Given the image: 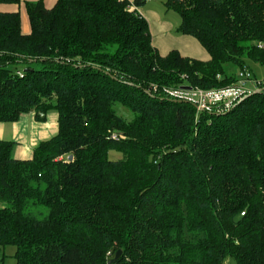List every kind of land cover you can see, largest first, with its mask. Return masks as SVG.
Returning a JSON list of instances; mask_svg holds the SVG:
<instances>
[{
    "label": "trees",
    "instance_id": "1",
    "mask_svg": "<svg viewBox=\"0 0 264 264\" xmlns=\"http://www.w3.org/2000/svg\"><path fill=\"white\" fill-rule=\"evenodd\" d=\"M129 6L26 3L29 34L0 12V123L59 116L32 159L0 142V249L17 264H109L120 250L113 264H264V93L218 113L164 92L264 67V0H167L208 61L162 56Z\"/></svg>",
    "mask_w": 264,
    "mask_h": 264
},
{
    "label": "crops",
    "instance_id": "2",
    "mask_svg": "<svg viewBox=\"0 0 264 264\" xmlns=\"http://www.w3.org/2000/svg\"><path fill=\"white\" fill-rule=\"evenodd\" d=\"M39 0H21L19 5L16 4H2L0 5V12L15 13L20 12L22 21V31L25 34L30 33V24L26 11V3H34ZM45 7L53 8L58 0H42ZM134 2L135 0H127ZM145 4L138 8V12L147 20L151 30L153 31V23L160 20L156 6L148 4L153 3L154 0H145ZM167 2V1H166ZM151 5V7H150ZM149 6V7H148ZM152 20V22H151ZM160 35L165 32V36L169 35L172 25L167 21H160ZM155 29V28H154ZM159 35V36H160ZM172 37L171 35H169ZM175 43L153 40L154 47L161 52L163 56L168 55L171 51L177 50L183 57L197 59L201 61L210 60V55L201 46V44L190 36L172 37ZM59 116L56 112H50L44 119H38L35 113L25 114L16 123H0V142L13 141L16 146L13 150V157L19 160L32 159L35 148L43 141H47L56 136L59 131L58 124Z\"/></svg>",
    "mask_w": 264,
    "mask_h": 264
},
{
    "label": "built area",
    "instance_id": "3",
    "mask_svg": "<svg viewBox=\"0 0 264 264\" xmlns=\"http://www.w3.org/2000/svg\"><path fill=\"white\" fill-rule=\"evenodd\" d=\"M129 7L138 12V8L134 6L133 2H130ZM185 87L165 89V93L172 99L195 105L198 111L222 113L231 110L243 98L261 89L262 86L250 70L243 69L239 72L235 82L226 87L213 89L191 86V89H185ZM154 90L157 88L154 87Z\"/></svg>",
    "mask_w": 264,
    "mask_h": 264
},
{
    "label": "rangeland",
    "instance_id": "4",
    "mask_svg": "<svg viewBox=\"0 0 264 264\" xmlns=\"http://www.w3.org/2000/svg\"><path fill=\"white\" fill-rule=\"evenodd\" d=\"M166 1L167 0H154L153 3H148V4L156 6L155 9L158 10V14L160 15V20H156L155 23H153L152 20H151V22L153 23V26L155 28V29L153 28V31H152L151 27H150V31H151V35H152V42H153V40H158V42L162 41L161 42L162 45L165 42H167V43H169V42L170 43H172V42L175 43V40L172 37L175 38V36L176 37L183 36L178 31V28H179L180 23H181V18H180L178 13H176L175 11H172V10L169 11L166 8V6H165ZM151 5H150V7H151ZM160 21H167L168 23H170L172 25V29L169 32V35H171L172 37H170L169 35L165 36V32L164 31L160 35V27H159L161 25ZM159 53L161 54V52H159ZM247 64H248L247 65L248 69L253 73V75L255 76L257 81H259L261 86H262L261 89H259V90H262V92H264V67L259 65V64H255L253 62H250V61H248ZM240 71H241L240 69H238V68L235 69L234 68L233 73L237 77ZM164 92H165V90H164ZM114 109L117 112V114L120 115L123 118H126L128 120L133 118V114L129 110H127L126 108H124L123 106H121L119 104L115 105ZM109 157L112 160H119V159L122 158V154L119 153L118 151H110L109 152ZM16 252H17V248L14 245H8L5 248H1L0 249V258L2 259V262L0 264H17V260H16V257H15L16 256Z\"/></svg>",
    "mask_w": 264,
    "mask_h": 264
},
{
    "label": "water",
    "instance_id": "5",
    "mask_svg": "<svg viewBox=\"0 0 264 264\" xmlns=\"http://www.w3.org/2000/svg\"><path fill=\"white\" fill-rule=\"evenodd\" d=\"M185 89H191V87H185ZM261 93H262V90H258V91H256L255 93H253V94H251V95H256V94H261ZM251 95L245 97V98L242 99L239 103L244 102V101H245L248 97H250ZM180 102H181V101H180ZM42 116H43V115H42ZM69 159H72V157H70ZM121 255H122V251L120 250V251L117 252L115 258L109 262V264H113L114 262L118 261V260L120 259Z\"/></svg>",
    "mask_w": 264,
    "mask_h": 264
}]
</instances>
